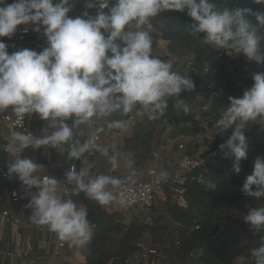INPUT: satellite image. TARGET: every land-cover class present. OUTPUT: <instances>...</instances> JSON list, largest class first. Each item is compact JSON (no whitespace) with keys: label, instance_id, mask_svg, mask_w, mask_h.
<instances>
[{"label":"trees","instance_id":"trees-1","mask_svg":"<svg viewBox=\"0 0 264 264\" xmlns=\"http://www.w3.org/2000/svg\"><path fill=\"white\" fill-rule=\"evenodd\" d=\"M48 1L60 16L55 21L60 39H73L81 46L80 54L69 55L70 63H84L103 54L99 69L119 68L117 83L112 87L97 85L96 94L90 97L93 102L105 96L113 98L107 110L117 122L124 119L129 106L122 95L126 82L122 69L156 70L162 61L155 54L157 33L122 30L115 11L123 4L138 6L153 22L169 41L168 53L216 70L217 86L208 96L207 115L218 133L209 147L227 148L228 153L211 166L210 186L194 181L197 171L188 176L186 209L171 199L162 212L159 204L154 207L151 236L155 243H172L169 263H183L196 252L198 264H236L239 260L264 264V105L245 92L252 82L248 74L253 60H260L263 67L256 77L264 75V0ZM102 31L112 32V36ZM240 40L254 44L246 46L238 57L237 81L233 83L223 63ZM64 52L68 54L66 48ZM197 83L190 75L189 84L195 88ZM66 95L52 96L62 102ZM33 97L41 94L35 92ZM148 101L152 110L163 112L164 125L177 126L192 119V91L179 88L172 79L153 90ZM241 120L246 121L244 127L239 125ZM155 132L149 121L125 141L137 169L146 167L152 158ZM36 179L38 183L40 178ZM72 195L85 205L86 218L94 225L84 238L87 264H126L146 233L144 224L124 225L119 214H109L100 201L90 200L76 186Z\"/></svg>","mask_w":264,"mask_h":264},{"label":"built area","instance_id":"built-area-1","mask_svg":"<svg viewBox=\"0 0 264 264\" xmlns=\"http://www.w3.org/2000/svg\"><path fill=\"white\" fill-rule=\"evenodd\" d=\"M12 1L22 6L23 12L12 41H2L0 33V47L9 50L3 65L6 83L0 87V135L3 138V152L13 153L15 156L12 167L0 165V180L10 185L3 192L8 207L0 211V225L10 230L12 246L9 250L0 249V260L40 264L38 255L41 250L55 255L68 248L65 230L69 222H74L77 227L86 224L87 228L82 233L87 235L94 225L86 218L85 205L73 198L72 187L76 186L90 200L101 201L110 197L120 211L125 214L135 213L143 219L146 233L137 242L136 251L126 264H171L169 251L172 243H155L151 236L155 222L154 207L171 199L179 208L186 209L188 176L197 171L194 181L199 185L210 186L208 174L211 166L228 153L227 148L209 147L218 133L207 115L208 96L217 86L216 70L196 65L192 60H181L168 53L169 42L153 22L138 6L123 4L115 11L122 30L157 33L159 39L155 54L162 61L156 70H147L148 78L142 71L136 72L133 66L122 69L126 78L122 95L127 98L129 106L124 119L119 122L112 118L107 109H100L99 101L86 103L88 107H94L90 111L79 110L85 103L82 83H90L95 79L97 85L112 87L118 81L119 68H72L73 88L77 97L72 101L68 114L79 118L77 135L86 151L66 148L56 135L46 131L51 117L49 107L52 105V94L47 93L48 98L44 97L46 94L41 97L26 95L20 92L18 82L27 75L40 74L45 78L55 70L69 69L68 58L52 56V48L41 42L40 35L36 37V41L30 40L32 29L29 16L41 11L36 0ZM251 43L254 44V41L240 40L234 52L224 60L223 68L229 81L236 83L237 59ZM65 48L68 56L81 53V46L73 39L65 41ZM27 51H42L48 55L43 60L18 57V52ZM190 75L198 82L195 88L189 84ZM248 78L252 82L245 88V92L264 105V75L257 78L252 69ZM170 79L179 88L188 87L192 91V119L188 123L182 121L177 126L164 125L161 121L163 112L150 108L148 97L151 92ZM5 102L14 107L12 112L4 107ZM36 114L42 121V130L39 131L31 127ZM149 121L156 129L153 154L148 165L138 173L127 175L111 170L93 182L79 174L75 163L64 165L60 159L55 160V154H73L79 161L91 155L95 169L98 170V160L102 155L117 153L120 149L121 152L124 151L125 141L134 135L139 126L146 125ZM9 129L20 132L22 140L11 139L8 136ZM184 129H187L186 133H183ZM159 131L162 134L156 141L155 136ZM27 144L34 149L35 159L30 163L22 160L27 153ZM167 162H172L169 172L163 170V165ZM55 172L63 176L59 179L52 178L51 174ZM39 175L40 181L37 183ZM50 193H57L65 198L64 209L56 215L51 214L47 206L36 202L39 196L45 197ZM48 220L52 222L54 232L42 237L36 245L33 233L43 232L41 224ZM198 228L195 227L196 230ZM198 258L199 255L193 252L185 262L175 264H198Z\"/></svg>","mask_w":264,"mask_h":264},{"label":"crops","instance_id":"crops-1","mask_svg":"<svg viewBox=\"0 0 264 264\" xmlns=\"http://www.w3.org/2000/svg\"><path fill=\"white\" fill-rule=\"evenodd\" d=\"M36 4L41 6L40 12H33L29 16V25L32 29V35L30 36V40L32 42L36 41V37L40 35L41 42L50 46L52 48L51 55L59 56L61 55L64 59L68 58L69 64V56L64 52L65 50V42L62 47L59 46L60 34L56 28L55 21L60 17L49 5L48 0H36ZM23 7L16 4L12 0H0V33L1 40L4 42H10L15 37L16 28L20 22L22 17ZM53 22V26L50 24ZM36 35V36H35ZM9 54V50L6 48L0 47V87L4 86L6 83V76L3 72V65L6 57ZM19 58H28L31 57L33 60H43L46 58L48 53L42 51H27V52H18ZM96 67V66H93ZM91 67V68H93ZM64 70H55L53 71L48 78H43L41 75H27L19 80L18 88L21 93L26 95L33 96L35 92H39L41 96H45L48 98V94L50 93L53 96L55 94L60 97V94L64 92L67 94L66 98L62 102H57L55 98H51L52 105L49 107V112L51 117L48 119V125L46 131L56 135L61 145L66 146V148L72 149H80L85 150L86 148L82 145L77 135L76 127L79 124V118L75 116H70L68 114V110L72 104V101L77 97L76 91L73 88L72 79V68ZM86 69V68H85ZM90 69V68H89ZM66 74L71 81V84L66 83L64 86L55 85L54 81L55 76H62ZM40 79V83L37 84V80ZM59 79V77H58ZM73 80V81H72ZM65 82L66 79L64 80ZM64 83V82H63ZM83 105L80 106V111H90L94 109V107H88L87 102H93L90 97L95 93L97 88L96 80L94 79L90 83L83 82ZM36 89V90H35ZM50 98V97H49ZM104 100V99H102ZM100 99L98 103H101ZM97 104V103H96ZM4 107L7 110L13 111L14 107L9 103L5 102ZM31 127L33 130H42V121L38 114L35 115L34 120L31 122ZM8 136L13 140H22L23 135L16 131L9 129ZM3 138L0 135V165L5 166L6 168L12 167L15 162V156L13 153L5 154L2 150ZM27 153L22 157L23 161L30 163L35 159L34 149L30 144H27ZM129 152L124 147V151L121 152V149L117 153H108L102 155L98 160L97 169L94 166V160L91 155L86 156L83 161H79L76 159L73 154H55V160L60 159L62 164L68 165L75 163L78 167L79 174L82 177H86L89 180L96 182L100 176L106 175L109 171L114 170L123 174L131 175L133 173H138L141 169H137L135 167V163L133 159H130ZM172 166V162H167L163 165V170L169 172ZM63 176V174L59 172H55L51 174L52 178L59 179ZM40 178V175L37 176ZM135 179V178H133ZM10 185L5 181L0 180V211L7 208V204L4 201V190L9 189ZM110 201H113L110 197L103 198L100 201V204L104 208L106 212L109 214L117 213V207L112 202L113 205L110 204ZM36 202L41 206H47L48 211L51 214H58L60 211L64 209L65 198L57 193H50L48 196L41 197L39 196ZM41 226L43 227V232L41 233H33L36 237L35 243L38 245L39 240L46 236L51 235L53 231L52 222L50 220L44 221ZM87 228L86 224H83L81 227H77L74 222H69L66 226V238L68 241V248L58 252L55 255H52L46 251L39 252V263L40 264H87V246L85 242V236L82 231ZM11 234L10 230L2 225H0V249L9 250L12 249L10 244ZM0 264H25L22 261L15 262H7L0 260ZM175 264V263H171Z\"/></svg>","mask_w":264,"mask_h":264},{"label":"rangeland","instance_id":"rangeland-1","mask_svg":"<svg viewBox=\"0 0 264 264\" xmlns=\"http://www.w3.org/2000/svg\"><path fill=\"white\" fill-rule=\"evenodd\" d=\"M52 26H53V22H51L50 23ZM103 32V34L105 33V34H108V35H110V36H112V32H109V31H102ZM110 39L111 38H109V40H108V42L110 41ZM61 40V39H60ZM169 42V41H168ZM63 44H64V41H60L59 42V46L60 47H62L63 46ZM110 45V42L109 43H107V45H106V47H108ZM251 45H252V43L248 46V47H251ZM256 51H254V53H255ZM103 58H104V55L103 54H101V55H98V56H96V57H93V58H91V59H89L88 61H86V62H84V63H82V62H78V61H76L74 64H72V63H70L69 62V67L70 68H75L76 66H78V67H80L81 69H88V68H91V67H93V66H96V67H100L101 66V63H102V61H103ZM252 68H253V70L255 71V73H261L262 72V62L260 61V60H253V62H252ZM150 68L148 67V68H144V70H146V71H142V73L144 74V76L146 77V78H148V72H147V70H149ZM49 76H47L46 78H48ZM58 77H59V79H58ZM57 78V79H56ZM55 81H54V83H55V85H58V86H63L64 84L66 85V83H68V84H71V81L69 80V77L68 76H66V74H63L62 76H55ZM66 79V81L67 82H65L64 80ZM64 82V83H63ZM166 83V82H165ZM164 84V83H163ZM64 85V86H65ZM160 86H162V85H159L157 88H155V89H158V88H160ZM97 92V91H96ZM96 92L93 94V95H95L96 94ZM104 100H102V102L100 103V109H107L108 108V106L109 105H111L112 103H113V98H111L110 96L109 97H102ZM101 98V99H102ZM246 124V121H244V120H241L240 121V123H239V125H240V127H244V125ZM182 133V132H181ZM162 134V132L161 131H159L158 132V134H157V136H155V139H156V141H158V138L160 137V135ZM176 133H174V135H175ZM129 152V151H128ZM127 157H129L130 159H133L134 160V157H133V155L129 152V156H127ZM142 170V169H141ZM142 178V177H141ZM113 201H110V204L111 205H113V203H112ZM158 211L159 212H162V211H164L165 210V204L164 203H162V204H159L158 206ZM117 214H119L120 215V218L122 219V222L124 223V225H126V226H129L132 222H139L138 224H143V219L142 218H140V217H138L135 213H131V214H125V213H123L122 211H120L118 208H117ZM236 264H243V262L241 261V260H239V261H237L236 262Z\"/></svg>","mask_w":264,"mask_h":264}]
</instances>
